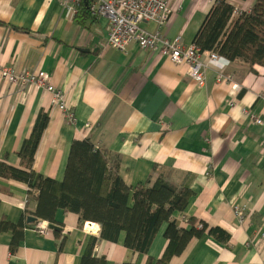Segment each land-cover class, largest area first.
Here are the masks:
<instances>
[{"label":"crops","instance_id":"1","mask_svg":"<svg viewBox=\"0 0 264 264\" xmlns=\"http://www.w3.org/2000/svg\"><path fill=\"white\" fill-rule=\"evenodd\" d=\"M169 1L173 12L162 33L192 44L212 0ZM229 2L247 10L255 0ZM143 27L157 30L152 22ZM108 35L107 18L74 14L56 0H0V65L48 73L75 114L69 120L43 88L19 89L0 77V159L9 155L7 162L20 166L18 151L44 109L50 120L36 171L62 180L73 140L91 137L120 157V175L130 186L160 174L177 186L189 182L194 195L185 215L230 233L228 243L207 233L193 239L172 264H264V126L251 117L264 120V66L212 61L208 51L201 56L206 83L198 85L188 65L136 44L118 51L108 46ZM35 208L26 184L0 177V222L18 223ZM56 220L60 230L42 222L49 226L45 235L26 229L14 252L12 232L0 230V264H81L93 237L106 264H147L168 245L167 224L145 255L124 245L125 233L117 242L100 240V225L82 224L77 213L58 210Z\"/></svg>","mask_w":264,"mask_h":264},{"label":"trees","instance_id":"2","mask_svg":"<svg viewBox=\"0 0 264 264\" xmlns=\"http://www.w3.org/2000/svg\"><path fill=\"white\" fill-rule=\"evenodd\" d=\"M83 10L77 13H89L87 5ZM234 13L235 5L229 0H218L193 43L200 53L212 51L230 61L264 66V0H255L250 11ZM49 120V111L41 109L18 151L20 166L8 163L9 155L0 159V177L26 184L28 201L36 202L35 210L30 215L25 213L18 223L7 219L0 222V230L13 234L12 252L18 248L26 229L36 228L45 221L56 225L58 210L79 214L82 224H99L100 240L117 242L125 233L124 245L145 255L162 226L167 224L164 232L167 248L158 260L149 258L147 264H172L173 258L182 255L193 239L206 233L222 243L230 241L231 235L225 229L209 227L206 221L185 215L194 195L189 182L177 186L160 174L153 183L150 178L130 186L120 175V157L98 146L91 137L73 140L62 180L36 171V152ZM31 216L36 219L29 222ZM98 241L97 237L90 239L81 264L107 263L105 256L94 252Z\"/></svg>","mask_w":264,"mask_h":264},{"label":"built area","instance_id":"3","mask_svg":"<svg viewBox=\"0 0 264 264\" xmlns=\"http://www.w3.org/2000/svg\"><path fill=\"white\" fill-rule=\"evenodd\" d=\"M64 8L77 14L84 0H56ZM89 12L93 16H103L109 21V47L126 53L131 44H136L143 50H159L178 65H188L190 76L198 85L206 83V66L201 58L197 46L192 43L186 45L180 37L170 40L163 33V28L168 24L172 15V7L167 0H87ZM153 22L158 27L157 31L149 32L141 28L142 22ZM210 59L217 61L220 55L209 52ZM0 77L13 86L25 87L38 86L50 92L53 105L64 112L66 117L74 121L75 114L67 108L66 95L55 87L48 73L43 71H18L12 66L0 65ZM254 121L264 126V120L254 114ZM92 124L88 123L86 129L90 130ZM236 214L243 220V213L236 208ZM40 234L49 231L48 224L39 223L36 227Z\"/></svg>","mask_w":264,"mask_h":264},{"label":"rangeland","instance_id":"4","mask_svg":"<svg viewBox=\"0 0 264 264\" xmlns=\"http://www.w3.org/2000/svg\"><path fill=\"white\" fill-rule=\"evenodd\" d=\"M169 3H170V1L169 0H167ZM218 0H212V2H213V5L217 2ZM89 2V1H88ZM170 5H171V3H170ZM212 5V6H213ZM237 6V7H236ZM235 6V13H234V15H239L240 13H242V12H247V11H250V9L252 8H249V9H247V10H245V9H239V7H241V6H239V5H236ZM253 6V5H252ZM91 14V13H90ZM93 16V15H92ZM95 17H103V16H95ZM105 18V17H104ZM144 23H146V21H144V22H142L141 24H140V26H141V28H143L144 30H146V31H149V30H147V29H145L144 27H143V24ZM153 23V22H152ZM169 23V22H168ZM155 24V23H154ZM156 25V24H155ZM157 29H158V27H157ZM157 31V30H156ZM149 32H155V31H149ZM146 50H150V49H146ZM165 55V54H164ZM167 56V55H166ZM169 57V56H168ZM170 58V57H169ZM204 66H206L205 64H204ZM205 73H206V70H205ZM221 75V77H220V79H224V78H228V77H225L226 75L225 74H223V73H221L220 74ZM6 81V80H5ZM197 83V82H196ZM9 85H11L10 83H9ZM11 86H13V85H11ZM16 87H18L19 89H23V87H22V85H20V86H16ZM26 88H29V87H25L24 89H26ZM59 89V88H58ZM67 108L69 109V107H68V105H67ZM65 114V113H64ZM261 118V117H260Z\"/></svg>","mask_w":264,"mask_h":264},{"label":"water","instance_id":"5","mask_svg":"<svg viewBox=\"0 0 264 264\" xmlns=\"http://www.w3.org/2000/svg\"><path fill=\"white\" fill-rule=\"evenodd\" d=\"M36 218L34 217V216H31V217H29V222H32V221H34ZM50 226V228L51 229H53V230H60V227L58 226V225H49Z\"/></svg>","mask_w":264,"mask_h":264},{"label":"bare ground","instance_id":"6","mask_svg":"<svg viewBox=\"0 0 264 264\" xmlns=\"http://www.w3.org/2000/svg\"><path fill=\"white\" fill-rule=\"evenodd\" d=\"M208 68V67H207Z\"/></svg>","mask_w":264,"mask_h":264}]
</instances>
